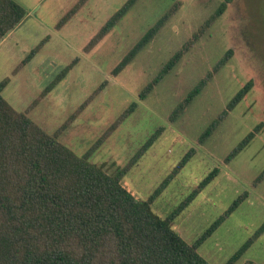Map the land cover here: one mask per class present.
<instances>
[{
  "label": "rangeland",
  "instance_id": "1",
  "mask_svg": "<svg viewBox=\"0 0 264 264\" xmlns=\"http://www.w3.org/2000/svg\"><path fill=\"white\" fill-rule=\"evenodd\" d=\"M26 12L0 42L2 98L52 135L84 102L88 105L59 140L77 156L92 150L90 162L109 172L123 168L159 127L163 133L121 181L137 200H146L190 149L195 155L152 204L165 218L213 168L219 175L175 219L172 230L193 244L234 200L247 197L197 249L208 264H225L264 221V0H233L176 67L144 100L140 91L217 8L219 0H137L126 16L90 51L84 48L126 0H88L60 30L57 22L79 0H14ZM178 11L147 47L117 76L111 72L162 14ZM47 39V41H45ZM45 41L27 64L31 50ZM227 50L231 56L174 123L171 110ZM76 60V61H75ZM63 79L41 92L67 65ZM248 81L251 89L203 144L202 131ZM102 86V87H101ZM101 90L97 92L98 88ZM132 104L136 108L101 141L107 128ZM259 132L229 163L222 160L255 126ZM264 264V233L235 264Z\"/></svg>",
  "mask_w": 264,
  "mask_h": 264
},
{
  "label": "trees",
  "instance_id": "2",
  "mask_svg": "<svg viewBox=\"0 0 264 264\" xmlns=\"http://www.w3.org/2000/svg\"><path fill=\"white\" fill-rule=\"evenodd\" d=\"M88 0H79L57 22L60 30ZM137 0L126 2L99 28L84 48L90 51L126 16ZM233 0H219L217 8L181 48L158 70L139 93L144 100L155 86L171 72L189 52L199 37L225 12ZM178 11L173 3L162 16L138 39L112 70L121 73L167 25ZM26 16L14 0H0V41L13 31ZM47 41V39L45 40ZM30 51L22 64H27L38 52ZM231 50L219 58L212 68L171 110L167 119L174 123L206 88L213 77L224 68ZM76 61V60H75ZM75 61L41 92L45 97L65 77ZM8 78L0 83V264H208L197 249L247 197L238 196L191 245L172 230L175 219L220 173L213 168L198 185L182 199L165 218L152 211V204L172 179L195 155L190 148L146 200H137L121 184L123 176L137 163L164 128H157L123 168L109 172L105 165L90 162L92 150L77 156L59 140L62 133L90 103L84 102L52 135L31 121L27 112L15 111L1 96ZM251 81L246 82L211 121L197 139L203 145L220 124L249 93ZM102 87V86H101ZM98 88L97 92L101 90ZM136 108L132 104L104 132L101 141ZM261 124L250 131L222 160L229 163L259 132ZM264 177V170L256 182ZM264 233V221L225 264H235ZM245 264H255L246 262Z\"/></svg>",
  "mask_w": 264,
  "mask_h": 264
},
{
  "label": "crops",
  "instance_id": "3",
  "mask_svg": "<svg viewBox=\"0 0 264 264\" xmlns=\"http://www.w3.org/2000/svg\"><path fill=\"white\" fill-rule=\"evenodd\" d=\"M14 31V30H13ZM12 31L9 32L0 42H2L3 40H5L9 35H11Z\"/></svg>",
  "mask_w": 264,
  "mask_h": 264
}]
</instances>
